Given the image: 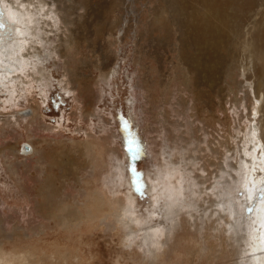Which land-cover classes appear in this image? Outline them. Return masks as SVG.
<instances>
[{"label": "rangeland", "instance_id": "rangeland-1", "mask_svg": "<svg viewBox=\"0 0 264 264\" xmlns=\"http://www.w3.org/2000/svg\"><path fill=\"white\" fill-rule=\"evenodd\" d=\"M18 1L0 0V11L31 25V5L39 34L15 40L27 56L19 83L0 70L4 246L36 252V264L251 258L240 185L251 98L236 89L245 71L256 80L245 42L223 47L204 78L183 64L196 55H180L167 0Z\"/></svg>", "mask_w": 264, "mask_h": 264}, {"label": "bare ground", "instance_id": "bare-ground-1", "mask_svg": "<svg viewBox=\"0 0 264 264\" xmlns=\"http://www.w3.org/2000/svg\"><path fill=\"white\" fill-rule=\"evenodd\" d=\"M44 1L50 3L48 0H39L37 5ZM167 1L169 9L168 14L172 19L175 33L178 34L177 46L180 55H182V50H184V52L185 50L189 51V48L195 51L196 56L192 62L184 60L183 64L190 65L194 71L202 70L201 75L204 78H208V72L214 66L213 62L218 59L216 55H219V51L223 47L228 48L232 46L233 48L234 44L237 46L238 43L244 41L248 50L249 55L245 56L248 64L247 70L253 72L256 80H251V77L245 71L243 81H240V85L236 88H240L239 90L245 89V97L251 98V105L249 106L251 115L250 138L248 139V146L244 150L241 163L242 179L240 184L244 204L245 206L249 205L248 208L252 211V215H248L247 217L249 218V230L246 235L247 242L244 245L245 250L243 249V252L247 253L251 258L243 263L264 264V198L260 199L258 195L259 190L264 193V0ZM12 2L16 10H21L23 3H20L18 0H12ZM28 5L24 9V13H30L31 25H27L25 19L18 14H12V19L14 20L10 19L12 15H10L7 8H5L4 12L0 11L2 12L1 21L6 23V26H0V70L3 71V76L12 74L11 78L7 80L14 81V84H17L16 82L19 83L20 79L18 74L13 73H18L19 70L23 68V64H26L25 58H23L24 55L19 54L17 51L24 47L25 44L22 43V40H15L17 36L23 37L26 35L29 36L27 39L31 41V39H35L39 34V25L35 26V23L37 24L39 22L37 21L38 19L36 20L34 18L35 16L38 17L39 10L36 8L30 10L31 5L30 7ZM15 9H12V12H14ZM69 20L70 19L66 18L65 22L67 23ZM41 22L43 21L41 20ZM14 28L16 32L11 35ZM25 41L26 43L28 42L27 40ZM35 42L36 41H34V43ZM34 46L35 44L31 45V47ZM185 55H189V53ZM33 56L38 58L36 55ZM24 57L27 56L25 55ZM183 64L180 63V66L182 65L185 71V82L189 86H192L191 71L188 66ZM200 76L197 77L200 78ZM3 78L6 79L5 77ZM236 89L232 88L234 92ZM237 94L238 93L235 92L237 102H239L241 100ZM83 145L87 147L86 151L88 158L92 161L91 156H94V153H91V151L94 146L89 142ZM13 150L15 149L13 148ZM95 194V196L104 197V195L98 191H96ZM98 202L102 203L101 200ZM1 235L2 234H0V236ZM28 251L8 250L0 240V264H36V252L33 251L34 254ZM55 253H57V251ZM55 256L57 257V255ZM68 256L69 254L64 252L58 258H63L68 261Z\"/></svg>", "mask_w": 264, "mask_h": 264}, {"label": "water", "instance_id": "water-1", "mask_svg": "<svg viewBox=\"0 0 264 264\" xmlns=\"http://www.w3.org/2000/svg\"><path fill=\"white\" fill-rule=\"evenodd\" d=\"M24 146H25L26 148H28V144H27V143H24Z\"/></svg>", "mask_w": 264, "mask_h": 264}, {"label": "snow or ice", "instance_id": "snow-or-ice-1", "mask_svg": "<svg viewBox=\"0 0 264 264\" xmlns=\"http://www.w3.org/2000/svg\"><path fill=\"white\" fill-rule=\"evenodd\" d=\"M262 198H264V193H262Z\"/></svg>", "mask_w": 264, "mask_h": 264}]
</instances>
